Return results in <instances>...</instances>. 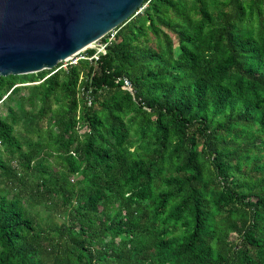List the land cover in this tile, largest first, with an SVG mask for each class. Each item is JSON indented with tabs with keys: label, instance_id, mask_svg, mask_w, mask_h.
<instances>
[{
	"label": "trees",
	"instance_id": "trees-1",
	"mask_svg": "<svg viewBox=\"0 0 264 264\" xmlns=\"http://www.w3.org/2000/svg\"><path fill=\"white\" fill-rule=\"evenodd\" d=\"M115 30L0 76V264H264V0Z\"/></svg>",
	"mask_w": 264,
	"mask_h": 264
},
{
	"label": "water",
	"instance_id": "water-1",
	"mask_svg": "<svg viewBox=\"0 0 264 264\" xmlns=\"http://www.w3.org/2000/svg\"><path fill=\"white\" fill-rule=\"evenodd\" d=\"M143 0H0V76L52 69L90 48Z\"/></svg>",
	"mask_w": 264,
	"mask_h": 264
},
{
	"label": "built area",
	"instance_id": "built-area-1",
	"mask_svg": "<svg viewBox=\"0 0 264 264\" xmlns=\"http://www.w3.org/2000/svg\"><path fill=\"white\" fill-rule=\"evenodd\" d=\"M115 32H116V30L114 28L110 32L107 33L108 34L107 41H102L100 38L99 40H97L96 42H94L92 44V48L96 49V51L93 55H91V56L81 55L80 57L86 58L88 60L97 59L99 54H103L106 52V45L108 44V42H110L112 40ZM76 60H74L73 62H76ZM66 66H67L66 64L62 63L60 67L66 68ZM122 88L129 91L133 95L132 83L128 78H123Z\"/></svg>",
	"mask_w": 264,
	"mask_h": 264
},
{
	"label": "rangeland",
	"instance_id": "rangeland-1",
	"mask_svg": "<svg viewBox=\"0 0 264 264\" xmlns=\"http://www.w3.org/2000/svg\"><path fill=\"white\" fill-rule=\"evenodd\" d=\"M90 48H92V46ZM80 54H82V53L80 52V53L76 54L75 56H73L72 58H69V59H67L65 61H62L63 64L68 65L69 63H72L74 60L78 59L81 56Z\"/></svg>",
	"mask_w": 264,
	"mask_h": 264
}]
</instances>
